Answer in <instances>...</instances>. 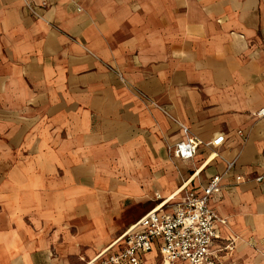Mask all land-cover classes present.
Returning a JSON list of instances; mask_svg holds the SVG:
<instances>
[{"label": "crops", "instance_id": "obj_1", "mask_svg": "<svg viewBox=\"0 0 264 264\" xmlns=\"http://www.w3.org/2000/svg\"><path fill=\"white\" fill-rule=\"evenodd\" d=\"M32 1L40 17L0 0V264H85L222 174L213 152L238 159L211 203L227 219L213 257L241 228L264 264V0ZM181 124L225 142L176 158Z\"/></svg>", "mask_w": 264, "mask_h": 264}, {"label": "built area", "instance_id": "obj_2", "mask_svg": "<svg viewBox=\"0 0 264 264\" xmlns=\"http://www.w3.org/2000/svg\"><path fill=\"white\" fill-rule=\"evenodd\" d=\"M25 6L34 16L40 17V8L47 7V3L38 6L32 0H25ZM257 115L264 117V109ZM181 128L186 138L171 150L176 158L184 161L195 159L201 146L214 149L225 142L224 134L204 142L184 124ZM239 134L244 136L243 131ZM215 158L226 163L222 174L211 178L202 190L187 189L185 184L179 192L161 200L157 208L128 226L114 242L85 264H142L144 258L155 250L160 252L166 264H217L212 248L220 237V226L227 224V219L221 217L211 203L216 195H223L227 188L225 181L233 174L238 159L228 160L213 152L208 161ZM255 179L262 182L264 175ZM243 181L245 178L237 175L236 184L230 187Z\"/></svg>", "mask_w": 264, "mask_h": 264}, {"label": "rangeland", "instance_id": "obj_3", "mask_svg": "<svg viewBox=\"0 0 264 264\" xmlns=\"http://www.w3.org/2000/svg\"><path fill=\"white\" fill-rule=\"evenodd\" d=\"M146 211H147L146 204L139 205L135 207L134 210L132 211V216L135 220H137ZM242 235L243 232L241 228H234V230H232V232L229 234L231 238H234V244H232L231 242L228 259L226 261L222 260L221 264H263L261 262V258L259 255L260 252H255L257 251L255 250L257 248H256V240L254 236L249 235L248 237H246L243 243H240L243 246L242 249L239 248L238 241L241 239L240 237ZM262 255L264 257V253L261 254V256ZM150 259H152V256H150ZM150 264H163V261L159 258L156 259L154 263L153 261H151Z\"/></svg>", "mask_w": 264, "mask_h": 264}, {"label": "bare ground", "instance_id": "obj_4", "mask_svg": "<svg viewBox=\"0 0 264 264\" xmlns=\"http://www.w3.org/2000/svg\"><path fill=\"white\" fill-rule=\"evenodd\" d=\"M157 210H159V208Z\"/></svg>", "mask_w": 264, "mask_h": 264}]
</instances>
